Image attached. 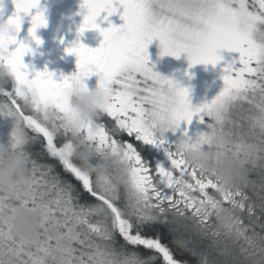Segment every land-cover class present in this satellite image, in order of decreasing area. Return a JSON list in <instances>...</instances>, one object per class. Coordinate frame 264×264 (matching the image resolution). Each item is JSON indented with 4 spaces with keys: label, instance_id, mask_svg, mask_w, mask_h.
<instances>
[{
    "label": "snow or ice",
    "instance_id": "snow-or-ice-1",
    "mask_svg": "<svg viewBox=\"0 0 264 264\" xmlns=\"http://www.w3.org/2000/svg\"><path fill=\"white\" fill-rule=\"evenodd\" d=\"M12 2L15 9L7 21L18 36L10 41L0 36V65L11 76L0 87V115L14 119L8 145L29 157L33 184L24 201L0 191V264H187L164 242L160 229L179 234L185 244L177 246L199 256V264H264V159L248 148L249 141L264 142V0H118L120 25L109 20L117 12L114 0H82L83 20L65 48L75 53L77 70L59 76L24 60L35 51L33 42L43 43L37 30L47 26L48 18L41 0ZM3 15L0 0V21ZM104 21L109 26L102 27ZM88 29L103 36L98 47L82 42ZM154 39L160 41L161 56L186 53L189 68L221 65L220 91L193 104L189 86L175 75L155 71L149 62ZM222 49L238 55L225 60ZM93 75L109 100L81 133L98 151L112 154L113 166L126 167L120 186L108 175L84 173L70 153L72 142L63 123L72 115L68 91L74 80L88 87ZM50 109L58 114L54 123L47 119ZM104 117L114 122L112 128ZM194 117L208 130L189 134L182 123L191 125ZM168 133L219 154L246 156L248 172L260 169L259 181L247 178L243 187L221 191L212 175L186 163ZM124 134L142 147L118 138ZM212 136L219 140L215 145L206 143ZM37 141L83 191L56 173L54 165L32 158L28 145ZM84 193L96 203H81ZM20 203L40 214L34 239L12 232L13 211ZM218 206L234 214L223 234L214 226ZM190 221L209 229L212 240L206 250L190 248L193 241L184 239ZM117 235L151 254L129 253L118 246Z\"/></svg>",
    "mask_w": 264,
    "mask_h": 264
},
{
    "label": "clouds",
    "instance_id": "clouds-1",
    "mask_svg": "<svg viewBox=\"0 0 264 264\" xmlns=\"http://www.w3.org/2000/svg\"><path fill=\"white\" fill-rule=\"evenodd\" d=\"M0 36H3L6 41L15 39L18 36L15 25L9 23L7 19L0 21ZM10 79L8 69L0 65V87L6 86ZM68 95L71 98L72 115L70 118H65L63 123L72 142L70 148L72 157L79 162V167L84 173L108 175L117 186L123 185L127 178L126 167L113 166L112 154L98 151L91 143L86 142L81 133L85 125L94 122L102 114L109 100L106 88L98 83L95 87H85L79 80H74ZM57 115L50 109L48 122L54 123ZM218 142V138L212 136L206 143L215 145ZM248 148L251 155H259L261 159H264V142H249ZM175 149L187 164L212 175L221 191L241 188L247 181L249 160L246 156L236 158L227 153L219 154L213 148L190 143L183 136L176 138ZM28 160L29 157L24 151L12 150L8 144L0 142V191L16 195L21 201L29 198L33 181ZM233 221L234 214L231 208L217 207L215 225L218 229ZM39 222L40 214L20 203L13 211L12 232L14 235L34 239ZM193 226L199 225L195 223ZM176 243L184 246L185 241L177 239Z\"/></svg>",
    "mask_w": 264,
    "mask_h": 264
},
{
    "label": "rangeland",
    "instance_id": "rangeland-1",
    "mask_svg": "<svg viewBox=\"0 0 264 264\" xmlns=\"http://www.w3.org/2000/svg\"><path fill=\"white\" fill-rule=\"evenodd\" d=\"M115 3H118L115 1ZM117 6V5H116ZM123 12V8L117 6V12H115L116 16L121 15ZM117 18V17H115ZM124 22V21H123ZM43 50V52H42ZM162 51L160 41L158 39H154L152 43L148 46V53L150 55V63L155 64V71H159L163 75H175L180 78L184 85L189 86L191 88V96L193 104L200 103L205 97L207 99H211L214 95H216L222 85L223 81L220 79V68L221 65L213 66L211 64H196L189 68V60L187 59V54L182 53L179 58L164 55L161 56L160 53ZM35 54L41 58L40 64L38 62H30L27 61V64L30 66H35L37 70H43L45 67L48 70L53 71L59 76L61 73L69 74L71 73V67L69 56L65 53L63 49H59L53 46L51 48H38L35 49ZM42 52V54H41ZM47 54L50 57V62H45L43 56ZM27 55V54H26ZM25 55V57H26ZM220 55H222L225 60L230 59L231 57L237 56L238 53L229 52L226 49L220 50ZM24 57V58H25ZM26 59V58H25ZM57 63V64H56ZM61 64V67L64 69H68V72L58 71L59 67L57 65ZM223 64V61L221 62ZM190 73L191 75H186L185 73ZM98 79L95 82V85L90 86L95 87L97 85ZM0 99H3L0 97ZM187 126L189 129V134L195 135L198 131H207L206 124H202L199 122L197 117H194L191 125H187L186 123H182V127ZM14 127V119L12 117H7L0 115V142L9 144L11 131ZM169 139H175L176 136L172 133L167 134ZM176 135H179L177 133ZM207 147V146H205ZM161 154L162 151H160ZM164 156V154H163ZM259 181V178L256 180Z\"/></svg>",
    "mask_w": 264,
    "mask_h": 264
},
{
    "label": "flooded vegetation",
    "instance_id": "flooded-vegetation-1",
    "mask_svg": "<svg viewBox=\"0 0 264 264\" xmlns=\"http://www.w3.org/2000/svg\"><path fill=\"white\" fill-rule=\"evenodd\" d=\"M115 1L118 2V0H114V2ZM81 3L82 0H41L42 6L46 9L48 24L47 26L40 27L37 30V35L41 38L43 43L40 45H36L35 42H33L32 47L34 49H38V48L43 49V48H51V46L54 45V47L63 49L65 51L67 41L74 40L76 38L77 28L83 20V13L86 10L81 9L80 7ZM3 4H4L3 18L7 19V17L14 11L15 6L12 0H3ZM116 5L122 8V6L119 3H116ZM103 15H106V13H102V16ZM109 20L116 25H120L123 23L121 15L116 16L115 13H113L109 17ZM101 26L107 27L109 25L107 21H104L101 24ZM26 35H27V26L25 28V31L21 34V36L23 37ZM62 38L64 42H62ZM102 39L103 36L100 34L99 30L97 29H88L81 37L83 43L93 48L98 47ZM65 53L69 56L70 64L72 65L71 72L76 71L77 57L75 53H68L66 51ZM41 56H43L45 62L46 61L50 62L51 59L47 54ZM25 58H24L25 63H27V61H30L34 63L38 62L40 64H43V62H41V58L37 56L35 52L27 53ZM57 66L59 67L58 71L68 72V69L62 68L61 64L60 65L58 64ZM97 79L98 77L96 75L91 76L87 80V84L89 85V87L95 85Z\"/></svg>",
    "mask_w": 264,
    "mask_h": 264
},
{
    "label": "trees",
    "instance_id": "trees-1",
    "mask_svg": "<svg viewBox=\"0 0 264 264\" xmlns=\"http://www.w3.org/2000/svg\"><path fill=\"white\" fill-rule=\"evenodd\" d=\"M2 98V97H1ZM245 107H248V105H245ZM103 122L106 123L109 128H112L114 126V122L111 121L109 118L104 117ZM246 124V122H245ZM27 131H31V129H28ZM32 132V131H31ZM30 136H34L35 133L29 134ZM119 139L127 140L130 142H133L137 145L138 148H141L142 146L139 144V142H136L134 138L128 137L126 134L118 136ZM251 142V141H249ZM28 151L32 153V158L35 159L39 164H52L55 167L56 173L60 174L62 178L71 181L74 185H76L77 189H80L81 191V185L79 182H77L71 175L64 172L63 168L59 164V162L55 159L50 157L46 151L42 148L41 143L39 141L32 142L28 145ZM145 155H148L147 150H143ZM159 159L163 160L165 157L163 154H159ZM250 167V166H249ZM260 178V169H255L253 171L248 172V179L250 180H257ZM244 191H246L249 195H252V189L251 188H245ZM81 203H96L95 199L92 198L90 195L84 193L81 197ZM195 224L194 221L189 222V228L191 231L183 233V237L185 240L191 239L193 241V244L189 245V247H195L199 250H206V246L211 242L212 237L210 235L209 229L203 228L200 226L194 227ZM217 230L223 234V228H217L216 225H214ZM160 232L163 234V240L166 243H169V245L172 247L174 253L176 254L177 258L181 259L182 261H186L187 264H199V256L193 255L191 251L187 250H181V247L177 246L176 240L179 239V234L173 233L172 235H169L167 229H160ZM176 237V239H174ZM222 239H228L221 236ZM119 245H124L125 248L129 253L135 251L139 252L141 255H148L149 253L146 249L143 247H133L131 245H126L123 241L122 237L117 235L116 237ZM230 242V241H229ZM215 254H213L214 258ZM157 264H162V260H158Z\"/></svg>",
    "mask_w": 264,
    "mask_h": 264
},
{
    "label": "bare ground",
    "instance_id": "bare-ground-1",
    "mask_svg": "<svg viewBox=\"0 0 264 264\" xmlns=\"http://www.w3.org/2000/svg\"><path fill=\"white\" fill-rule=\"evenodd\" d=\"M33 132H31V131H28V134H32Z\"/></svg>",
    "mask_w": 264,
    "mask_h": 264
}]
</instances>
